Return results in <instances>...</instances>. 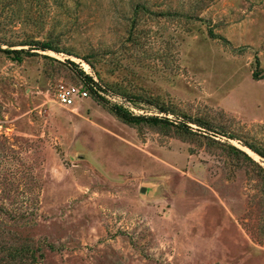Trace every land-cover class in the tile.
I'll use <instances>...</instances> for the list:
<instances>
[{
	"label": "rangeland",
	"instance_id": "obj_1",
	"mask_svg": "<svg viewBox=\"0 0 264 264\" xmlns=\"http://www.w3.org/2000/svg\"><path fill=\"white\" fill-rule=\"evenodd\" d=\"M9 45L0 264H264V0H0Z\"/></svg>",
	"mask_w": 264,
	"mask_h": 264
},
{
	"label": "trees",
	"instance_id": "obj_2",
	"mask_svg": "<svg viewBox=\"0 0 264 264\" xmlns=\"http://www.w3.org/2000/svg\"><path fill=\"white\" fill-rule=\"evenodd\" d=\"M17 45H20V46L29 45L30 49H39V50H43V51L52 50L55 52H63L62 50L55 47L52 44V42L50 41V39L49 40H43V41H20V43H18ZM12 46H14V45H9V47L4 48V49L0 48V50L4 53L8 54L9 56L14 58L15 60H20L21 54L23 52H25V53L28 52V50H25L23 48L13 49ZM67 54H71V53H67ZM82 59L85 60L88 64H90L89 60L86 57H82ZM65 62L74 68H78L77 63H75L74 61H72L70 59H66ZM77 73L82 77L85 84L89 85V83L94 82L92 79V76L89 75L88 73H85V71L81 70L80 68L77 69ZM94 94L100 100L105 101L103 96L99 95L96 92ZM110 110L117 118H119L121 121H123L124 123H127V124H139V123L144 122V123L155 125V124H159V123H163V122L168 123V121H169L167 118H159L157 116L136 115V114H133L132 112H129L122 105H118V104H112ZM163 110L166 111V109H163ZM248 147L250 149H252L255 153H257L258 155H260L261 157L264 158L263 152H261L260 150L254 148L252 146L248 145ZM240 152H242L245 156H247L246 153H244L243 151L240 150Z\"/></svg>",
	"mask_w": 264,
	"mask_h": 264
},
{
	"label": "built area",
	"instance_id": "obj_3",
	"mask_svg": "<svg viewBox=\"0 0 264 264\" xmlns=\"http://www.w3.org/2000/svg\"><path fill=\"white\" fill-rule=\"evenodd\" d=\"M103 90L105 89L102 87H98L95 84V81L89 83V85L82 83L78 86L60 84L57 88L56 97L57 100L65 106H69L73 104L75 97L85 98V97H89L91 93H95V92L98 93L99 95H103L108 100H113V98H111L110 95H108L110 93L106 95L104 94Z\"/></svg>",
	"mask_w": 264,
	"mask_h": 264
},
{
	"label": "water",
	"instance_id": "obj_4",
	"mask_svg": "<svg viewBox=\"0 0 264 264\" xmlns=\"http://www.w3.org/2000/svg\"><path fill=\"white\" fill-rule=\"evenodd\" d=\"M140 191H144V187H141V188H140Z\"/></svg>",
	"mask_w": 264,
	"mask_h": 264
},
{
	"label": "bare ground",
	"instance_id": "obj_5",
	"mask_svg": "<svg viewBox=\"0 0 264 264\" xmlns=\"http://www.w3.org/2000/svg\"><path fill=\"white\" fill-rule=\"evenodd\" d=\"M84 65H86L85 63H83ZM87 66V65H86Z\"/></svg>",
	"mask_w": 264,
	"mask_h": 264
}]
</instances>
